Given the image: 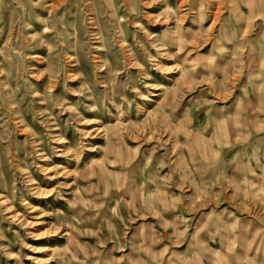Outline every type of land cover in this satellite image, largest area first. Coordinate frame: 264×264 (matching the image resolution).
Returning <instances> with one entry per match:
<instances>
[{"label": "rangeland", "instance_id": "rangeland-1", "mask_svg": "<svg viewBox=\"0 0 264 264\" xmlns=\"http://www.w3.org/2000/svg\"><path fill=\"white\" fill-rule=\"evenodd\" d=\"M0 264H264V0H0Z\"/></svg>", "mask_w": 264, "mask_h": 264}]
</instances>
